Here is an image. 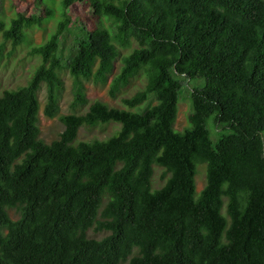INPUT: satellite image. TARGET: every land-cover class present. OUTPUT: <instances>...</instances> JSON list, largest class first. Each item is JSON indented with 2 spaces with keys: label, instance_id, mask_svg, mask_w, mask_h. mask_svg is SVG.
Instances as JSON below:
<instances>
[{
  "label": "trees",
  "instance_id": "obj_1",
  "mask_svg": "<svg viewBox=\"0 0 264 264\" xmlns=\"http://www.w3.org/2000/svg\"><path fill=\"white\" fill-rule=\"evenodd\" d=\"M76 2L109 23L83 29L66 67L71 105L86 108L61 116L64 130L46 142L38 91L45 84L44 114L55 117L61 38ZM60 5L56 30L32 45L41 62L27 83L0 92V264H264V0ZM41 20L0 18V32L13 44L28 42L27 30ZM140 74L144 86L121 100L133 108L155 98L143 112L87 97L84 79L105 84L112 75L115 98ZM180 77L205 80L191 93L181 131L174 127ZM110 121L121 124L116 134L74 143L81 126ZM200 163L206 182L197 192Z\"/></svg>",
  "mask_w": 264,
  "mask_h": 264
},
{
  "label": "rangeland",
  "instance_id": "obj_2",
  "mask_svg": "<svg viewBox=\"0 0 264 264\" xmlns=\"http://www.w3.org/2000/svg\"><path fill=\"white\" fill-rule=\"evenodd\" d=\"M50 8L52 14H46L44 8ZM19 13L25 15H34L42 17L41 23L27 30L28 42L13 44L11 40H5L0 32V92L4 89L17 88L20 85L26 84L31 77L35 67L41 62V57L31 53L32 45L41 44L46 41L52 33L56 30L58 22L63 17L60 0H0V18L6 24L10 23L11 18L17 16ZM71 24L68 31L65 32L61 38V53L63 55L64 68L59 71V75L64 81V89L61 93L59 100V112L55 117H48L44 114V107L47 102V91L45 84L42 85L38 91V98L40 101L39 111V127L40 137L46 142L59 137L60 133L64 130V124L61 116L83 111L86 107H72L74 97L73 93V80L66 63L69 57L76 51L78 39L83 33V29H93L100 24L108 26V20L104 17L95 15L90 6L85 3H74L70 8ZM135 44H133L134 46ZM131 48H122V54L130 51ZM121 65V60L118 58L115 61L114 73H116ZM112 75L105 84L95 83L93 79L85 80L86 93L89 100L100 99L110 106L120 107L134 112H143L151 105L156 104L155 98H148L139 106L130 108L122 103L121 98L125 95L131 94L140 87L144 86V76L140 74L133 79L131 85L122 90L117 97L113 98L109 94V87ZM182 88L180 90L178 102V115L175 121V129L183 130L189 126V115L192 111L191 93L194 89H200L205 85L204 79H186L180 77ZM121 127V124L116 121L107 123H100L96 126H81L78 131V136L74 143L79 141H91L93 139H107L108 137L116 134ZM218 133L212 129V138L215 140ZM264 140V132L262 133ZM161 169L156 168L153 176L154 186L162 184L159 179ZM206 182V164L200 163L197 166L196 186L199 192ZM10 216L17 219L19 212L12 208L9 210ZM90 235L101 237L105 233L89 232Z\"/></svg>",
  "mask_w": 264,
  "mask_h": 264
}]
</instances>
